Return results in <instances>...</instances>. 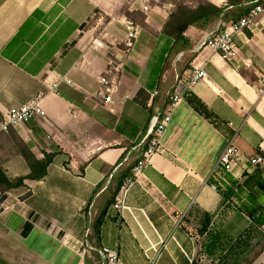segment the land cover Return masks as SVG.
Returning a JSON list of instances; mask_svg holds the SVG:
<instances>
[{"label":"crops","instance_id":"crops-1","mask_svg":"<svg viewBox=\"0 0 264 264\" xmlns=\"http://www.w3.org/2000/svg\"><path fill=\"white\" fill-rule=\"evenodd\" d=\"M203 1L222 13L185 39L165 31L179 5ZM252 1L149 0L143 12L139 0H0V120L43 94L42 116L0 134V166L15 179L30 172L20 146L55 153L45 177L0 190V264H105L103 247L122 264H150L154 245L157 264H264V166L259 178L226 174L218 191L205 183L231 139L264 154V17L234 36V60L206 45ZM128 21L138 29L131 46ZM197 66L207 78L127 187L157 110ZM124 185L129 209L117 210Z\"/></svg>","mask_w":264,"mask_h":264},{"label":"built area","instance_id":"built-area-1","mask_svg":"<svg viewBox=\"0 0 264 264\" xmlns=\"http://www.w3.org/2000/svg\"><path fill=\"white\" fill-rule=\"evenodd\" d=\"M139 2L140 11L147 12L150 10L151 6L149 4V0H139ZM262 17H264V0H259L239 19L224 22L221 27L216 30V32L208 37L206 45L220 53L225 59L234 60L237 57L234 36L242 32L244 29L250 28L258 20V18ZM128 25L129 32L127 44L131 46L133 44L131 39L136 37L138 29L130 21H128ZM96 45L101 46L102 42H97ZM206 78L207 72L202 66L187 69L177 76L171 92L168 95L165 108L157 110L156 112L155 116H157V121L153 127L151 124L147 144L142 151L141 157L132 168L133 176L128 178L125 183L127 187L133 182L135 177L138 178V174L148 164L151 157L154 154L163 151V138L170 122L172 121V117L177 106L182 100H184L187 94L193 90L194 86L198 82L205 80ZM61 80L71 83V80L65 77L60 79V81ZM60 81L52 83L51 86H49V89L54 90ZM259 90L260 93L264 92V81ZM42 96L43 94L40 93L29 99L27 102L10 108L0 120V134L8 133L12 129L21 127L29 120L42 116ZM110 99L111 96L106 97V101H110ZM263 166V153H258L254 156H247L234 144L233 139H231L220 153L217 161L210 170L205 183H208L213 190L218 191L226 174H231L236 178L247 177L250 174H253L256 169ZM126 186L124 185L122 190L115 197L113 206L117 210L129 209V207L125 204V195L128 190ZM3 207L4 202L0 200V210H2ZM153 247L157 251V256L149 258V260L150 264H157V258L160 256L161 250L157 249L156 245ZM164 247L165 246H163V248ZM100 254L105 264H122L119 253L115 249L103 247L100 250Z\"/></svg>","mask_w":264,"mask_h":264},{"label":"trees","instance_id":"trees-1","mask_svg":"<svg viewBox=\"0 0 264 264\" xmlns=\"http://www.w3.org/2000/svg\"><path fill=\"white\" fill-rule=\"evenodd\" d=\"M239 0H230L231 3H235ZM259 0H254L250 3L247 10L245 11V14L248 12L250 7L254 5ZM223 9L215 6L214 4L203 1L196 9L188 8L184 5H179L177 12L173 13L170 20L166 24L165 31L173 36H175L176 39H185L184 32L190 25H196L199 28H205L206 24L213 18L217 17L222 13ZM140 12H130L125 11V15L128 18H134L132 17L134 14ZM143 18V15H141ZM142 21V20H141ZM20 149L29 165L30 172L27 175L19 176L15 179H12L8 176L6 171L0 166V190L2 194H5L8 190L17 188L19 186L24 185L25 179H42L46 176L48 167L50 163L53 161L55 153H47L44 152L43 158H37L35 154L32 153V151L22 145L20 146ZM259 168L255 170V172L252 175H257L256 177L259 178ZM250 179V176L247 177ZM247 179V180H248ZM246 180V181H247ZM259 186L264 188V183L261 182V180L258 181ZM119 186L116 189V194L118 193ZM197 264V263H193Z\"/></svg>","mask_w":264,"mask_h":264},{"label":"rangeland","instance_id":"rangeland-1","mask_svg":"<svg viewBox=\"0 0 264 264\" xmlns=\"http://www.w3.org/2000/svg\"><path fill=\"white\" fill-rule=\"evenodd\" d=\"M142 13L141 14H139V13H136V14H134L132 17H134L135 19H137V20H142L143 18H142Z\"/></svg>","mask_w":264,"mask_h":264},{"label":"water","instance_id":"water-1","mask_svg":"<svg viewBox=\"0 0 264 264\" xmlns=\"http://www.w3.org/2000/svg\"><path fill=\"white\" fill-rule=\"evenodd\" d=\"M156 121H157V116H154L152 119V127L155 125ZM149 134H150V131H149Z\"/></svg>","mask_w":264,"mask_h":264}]
</instances>
